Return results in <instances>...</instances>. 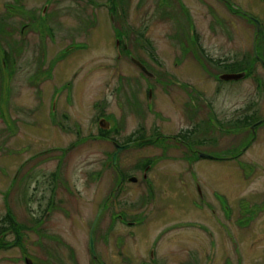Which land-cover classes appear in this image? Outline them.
<instances>
[{
  "label": "rangeland",
  "instance_id": "obj_1",
  "mask_svg": "<svg viewBox=\"0 0 264 264\" xmlns=\"http://www.w3.org/2000/svg\"><path fill=\"white\" fill-rule=\"evenodd\" d=\"M9 1L0 0V18L8 12L4 7ZM31 1L28 7L34 12L31 17L33 20L35 17V23L44 20L41 13L50 1ZM104 1L108 0H96L95 12L90 14L82 12L84 0H52L49 11L61 9L59 25L52 24L53 38L44 21L42 27L28 28L24 36L20 31H14V28L20 29L19 25L0 27V45H5L3 47L11 52L14 60L7 65L0 51V231L8 226L3 219L8 211L11 212L19 223V233L25 235L23 244L27 255L37 264H92L89 250L91 227L105 198L114 188L115 171L110 159L113 145L99 139L76 144L79 139L76 131L53 130V99H58L57 118L60 113H65L72 122V128L77 129V124L83 135H87L91 128L97 134L98 125L95 123L93 127V122L100 110L95 104L103 105L105 102L107 111L112 113V124L117 122L119 125L123 118L128 119L127 132L137 122H143L149 136L153 127L159 128L164 135H170L189 126L184 119L183 100H180L183 90L171 83L170 73L178 77L177 81L204 87L208 102L223 114L230 115L235 104L247 107L254 102L259 108L264 107V68L261 65L253 63L255 74L233 86L216 81L226 63L238 58L241 62L252 61L257 41L264 58V30L257 40L256 29L228 14L223 9L225 4L214 0H206L207 4L199 0H181L187 9V14H184L176 2L159 7L158 0H115V6L123 10L120 13L116 9L112 18L108 10L99 7V3ZM256 2L252 5L253 11L263 16L264 2ZM13 21L18 23V19L8 20L9 23ZM239 22L240 27L237 26ZM121 33L128 35L130 48L136 54L134 57L148 64L156 79L142 78L140 71L125 58L128 54L122 53L123 57H118L116 39ZM194 36L198 39L197 44ZM22 40L26 41L25 45ZM15 42L17 48L13 51L7 44ZM201 47L205 53H201ZM122 85L129 91L138 85L145 107L148 106V88L152 87V111L147 107L146 112L143 108L141 119L131 109L123 111L120 102L125 98L123 95L122 100L118 92ZM69 89H72L73 96L68 102ZM259 132L264 134L263 129ZM74 143L76 148L61 152V148ZM141 149L143 156H152L160 150L155 145ZM202 151L216 158L221 155L215 143ZM251 152L260 154L256 160L264 166V145L254 146ZM135 155V150H126L120 159L135 158ZM246 160L247 157L244 158ZM182 167V162L168 159L160 160L156 170L162 172L165 168H174L177 172ZM195 167L205 197L203 213L196 208L199 196L195 182L187 181L188 177L186 182H182L170 175L172 170H169L156 180L160 196L165 199L160 201V204L164 202L160 215L151 219L154 206L150 204L144 210L149 216L145 226L123 228L124 224L117 221L110 232L111 249L106 250L104 247H110L102 236L111 211L120 208L119 201L136 197L138 187L128 188L123 191L124 195L121 193L119 196L113 191L116 199L112 201L111 211L100 212L94 232L97 248H100L99 260H95V264L102 261L105 264H151L145 254L150 255L149 248L153 247L157 260L162 258L165 264H183L186 261L187 264H208L213 247L216 248L213 264H239L238 254L242 252L233 249L231 236L236 237L240 245L244 243L245 263L247 258L249 264L254 259L263 260L264 212L255 220L242 224L243 227L235 228L233 220H224L229 231L219 219L220 203L224 200L232 210L237 209L240 203L246 204L248 198L255 199L251 193L264 189V171L256 170L252 162L243 165L242 161L221 159H199ZM54 172L60 174L57 196L54 197L57 198L55 208L46 222L40 223L39 218L51 199ZM43 174H47L46 182L44 178L42 180ZM184 189H187L189 197L183 205L178 201V193ZM136 208L129 214L136 213ZM182 222L188 226L179 227ZM9 228L6 229L9 232L7 242L0 240L1 245H13L15 241V235ZM208 231L211 236L205 235L210 234ZM125 234H128L126 248L121 252L118 246L113 249L120 236ZM138 234H149V241L144 242ZM212 235L215 241H212ZM55 238L61 241L55 242ZM45 247L51 248L53 253L61 251L62 259L50 256ZM250 247H254V251L251 250L253 254ZM203 248H206V255ZM121 253L124 255H118ZM23 255L20 246L0 247V264H25ZM124 257L127 263L123 261ZM241 261L240 264H245L242 258Z\"/></svg>",
  "mask_w": 264,
  "mask_h": 264
},
{
  "label": "flooded vegetation",
  "instance_id": "obj_2",
  "mask_svg": "<svg viewBox=\"0 0 264 264\" xmlns=\"http://www.w3.org/2000/svg\"><path fill=\"white\" fill-rule=\"evenodd\" d=\"M50 2L46 3L44 6V10L42 11V18L44 20H39L37 23H35V17L34 20L31 17L34 12H31V9L28 7V4L32 2L31 0H10L7 5H5V9L8 11L5 14V19L4 17L0 18L4 21L0 22V27H6V26H11V27H17L19 25L20 29L14 28V31H20L22 35L24 36L25 31L31 27L36 29L41 26V24L45 23V26L47 27L46 30L49 32L50 36L53 38L52 34V24L55 23L59 25V14L61 13L60 8H56L53 11H49V5L52 2V0H49ZM57 1V0H56ZM74 1H81V0H74ZM85 6L82 7V12L84 13H90L93 14L95 12L94 10L96 9V0H84ZM202 4H207L206 0H199ZM215 2L223 3L225 6L223 9H226L228 14L232 15L233 17H236L237 21L239 19H242L246 22L248 25H252L256 31H257V40L260 38L261 31L264 30V14L261 16L260 14L256 13L253 11V4H257V0H214ZM261 1V0H258ZM178 3L179 7L182 9V12L184 14H187V9L183 2L181 0H158L157 5L159 7H163L173 4V3ZM264 2V0H262ZM115 0H108L107 2H101L99 3L100 8H104L109 11L111 14V17L114 15V11L117 9L120 13H122L123 8L121 7H116L115 6ZM109 5V6H108ZM212 10H215L211 4H208ZM70 10H75L74 8H70ZM125 10V8H124ZM5 13V12H3ZM1 15V13H0ZM35 15V14H34ZM1 17V16H0ZM190 18V16H189ZM11 19H18V23L14 21L9 23L8 20ZM37 19V18H36ZM44 21V23H42ZM259 22V32H258V23ZM238 24V23H237ZM191 26V22H190ZM240 27V22L237 25ZM42 27V26H41ZM89 33V30H88ZM195 37V36H194ZM8 41V40H7ZM23 44H26L25 40H22ZM194 43H198V39L195 37ZM16 42L14 44H7L11 50H15L13 48L16 47ZM5 46L4 44L1 46L0 45V51L4 53L5 57H8L9 62L14 61L13 57L11 55V52H8L5 50L3 47ZM203 47V46H202ZM201 47V53H205V49ZM258 41L255 42L254 44V59L252 61L248 60L246 63L244 60L241 62L238 59L234 60L232 63H226L224 65V70L223 73H220L216 77V81H218L219 84H231L232 86L235 84H238L244 80H247L251 78L252 75L255 74V66L256 65H261L263 68L262 61L264 62V58L262 57V54H260L259 49H258ZM17 48V47H16ZM262 48V47H261ZM46 49V48H45ZM116 49H117V54L118 57L121 58L123 57L122 53H126L128 55H125V58H128L130 63L134 65V63L131 60V57H134L135 52L133 49L130 48L129 45V37L127 34L121 33L120 36L116 39ZM20 53H22L21 50H19ZM47 53V49H46ZM46 55V54H45ZM205 56V54H202ZM150 71V68L148 64H146L142 59H139ZM203 59V58H202ZM185 61V59H184ZM207 62V60H205ZM208 61L210 62L211 59L209 58ZM216 62H220V60H216ZM222 63V61H221ZM255 63V66H253ZM9 65V63H7ZM136 67V66H135ZM138 71H140L141 77L142 78H151L145 73H143L138 67H136ZM9 70V69H8ZM151 72V71H150ZM152 73V72H151ZM232 73H244L245 77L241 80L238 81H223L220 80L219 77L222 74H232ZM46 74V73H45ZM154 75V74H153ZM155 76V75H154ZM170 77V81L172 84L178 85L179 88L183 90V97L180 100H183V108L186 111L185 114V121L189 122V126L186 128L184 127L182 130H180L177 133L174 134H168L164 135L160 133L159 128H154L152 129V134L149 136V134H146V129L143 124V122H137L133 128H131L127 132V118H123L122 123L117 125L112 124L110 121L111 117V112L107 111L106 108V102L105 104L101 105L95 104V107H99V114L97 115L94 122H93V127L95 126V123L98 125V131L97 134L95 132H92L91 130L88 132L87 135H83L80 127L76 124V128H72V122H69V119L65 113H60L59 118H57L59 109H58V99L54 100L51 104V112L54 115V120H53V130L62 132V131H67V132H73L76 131V134L79 136V139L77 140L76 144L81 142L85 143L87 141L99 139L100 141H105L107 143H111L114 147V152L111 154L110 159L112 161V166H114V171L115 175L113 176L114 179V185L111 189V193L109 194L108 198H105L102 208L100 209V212L103 210H108L107 213H109V210L112 205V201L116 198H114V192L116 191L118 196L122 193L124 195L123 191L126 189H131L134 187L137 188V195L136 197L132 198V200L125 199L124 201H119V209L112 210L110 215H109V222L107 225V229H105L102 240L105 242V244L110 247L111 243V234L115 224L117 221H120L124 224L123 228L125 226H128L126 228H139L143 227L146 225L145 221L148 219V214L144 211L146 206H149L152 204L154 206V213L151 216V219L153 216H158L161 213V210L164 208L162 207V204H160V201L164 198H162L158 191L157 188V182L158 179L160 178L161 175H165L167 171L172 170L170 175H174V177L179 178L182 182H186L185 179L187 178V181L190 180V183L193 184V181L195 182L196 186V191L199 196V203L197 204L196 208L200 209L201 212H204V208L206 207L205 204V197L203 195L202 189H201V184L199 182L198 178V170L196 169L195 165L196 162L199 159H203L199 156L200 153H204L202 151L203 148H206L207 146H212V143L216 144V148L218 149V153H220V156H217L216 158L214 155L211 154V156L214 157V159L218 160H226V161H242L243 165H247L249 163H254L256 170L259 171H264V166L262 165V162L257 161L258 158L260 157V154H254L252 153V148L258 144L264 145V134H260V130H264V107H260L255 104L254 102L250 103L247 105V107H239L238 104L232 105L230 115L223 114L221 110H218L215 108L211 103L208 102L207 98L205 97V89L204 87H198L195 86L194 83L188 82V83H182L180 81H177L176 78L174 77L173 74L168 75ZM151 79H156L151 78ZM141 83V82H140ZM70 93H68V102L72 99L73 96V91L72 89H69ZM127 88H124L122 85V88L118 91L121 95V99L123 100V95L125 98L124 102H120L121 106H123V111L129 112V110H133L135 114L141 119V113L143 114V108L148 107V111H152V102L154 99V90L152 87L148 88L147 94H148V106L145 107L143 106V95H141V90L138 89L137 87L130 88V91ZM152 91V98H150V92ZM56 95L58 93H55ZM55 95V96H56ZM59 95V94H58ZM54 96V97H55ZM94 96V95H93ZM152 99V100H151ZM151 100V101H150ZM185 102V103H184ZM125 108V109H124ZM140 109V111H138ZM63 111V110H62ZM147 112V109H146ZM139 119V121H140ZM65 122V123H64ZM102 122V123H101ZM262 122L260 125L256 126L258 123ZM70 123V124H66ZM101 124H104L101 125ZM98 135V136H97ZM120 137V139H117V137ZM85 137V138H84ZM227 139V140H226ZM76 144H72L67 148H61V152L65 153L67 150H73L76 148ZM152 146L155 145L156 148H160L157 152H154L155 154L152 156H143L142 149L143 146ZM126 147V149L121 150L118 152L117 147ZM141 149V150H140ZM55 150V149H54ZM126 150H135L136 155L135 158L133 156H130L129 158H121L122 153H124ZM118 152V153H117ZM131 152V151H130ZM251 152V154H250ZM117 155V156H116ZM210 155V154H209ZM116 156V160L114 159ZM247 157V160L244 161V158ZM178 160L179 162H182L183 167L180 168L179 170L176 171V169H169L165 168L162 172H158L157 166L160 162V160ZM257 159V160H256ZM108 164V163H107ZM107 167V165H106ZM109 167V166H108ZM55 173V172H54ZM59 172L52 174V181L54 186L52 187V194H51V199L48 203V206L45 208V212L42 215L41 218H39L40 223L46 222L48 219L49 215L52 213L53 209L55 208L56 204V199L54 198L57 196V189L59 185ZM42 176V175H41ZM46 176V177H45ZM43 178L45 179V182L47 181V174H43ZM63 181V180H62ZM188 183H184L186 185ZM187 189H184L182 192L178 193V201L184 202L188 199L189 195L185 191ZM251 196H254L255 199H247L246 204L240 203V205L237 207V209H234L229 207L228 204H225V200L220 203L221 205V219H218L222 221L223 226L224 225V220L226 222H230L233 220L235 228L240 227L242 224L246 222H250L252 220H255L257 217L260 216L264 212V189L263 190H257L253 191L251 193ZM116 197V196H115ZM142 197V201H140V198ZM144 197V198H143ZM223 198V197H222ZM165 201V199H164ZM130 206L131 208H129ZM128 207V208H127ZM137 207V208H136ZM133 208H136V213L134 212L133 214H129L131 211L133 212ZM139 208V210H138ZM156 208V209H155ZM262 208V209H260ZM189 210L190 208H186ZM184 211L186 213V210L184 208ZM97 215L95 221L92 224L91 231H90V238H89V250H90V255H91V236H93L94 240V249L97 254V258H91L93 261L90 263L95 264L98 258H99V250L97 248V239L96 236L94 235L98 219L101 215V213ZM129 214V215H128ZM10 219L12 221V226H10V230L15 235V241L13 245H1V248H9V247H19L23 252V258L24 262L26 263V260L29 259L32 261L33 264H37L34 259H32L29 255H27L26 248L23 244L24 242V237L25 235L20 232V226L19 223L15 221L13 218V215H10ZM188 222V221H187ZM183 224L180 225L179 227H187L188 225L184 222ZM244 226V225H243ZM241 226V227H243ZM229 227V226H228ZM228 227L225 226V229L227 231ZM209 232V231H208ZM9 232H4L0 234V240L6 241V237L9 236ZM210 233V232H209ZM212 233L210 234H205L206 236H211ZM233 234V233H232ZM131 235V234H130ZM149 234H138L139 238L141 240H144V242H148L147 238ZM213 240L214 239V235ZM128 234H125L123 236H120L119 241L117 242L116 245H114L113 249H115V246L119 247L120 252L126 248L127 245V239ZM154 238V237H153ZM55 242H60L61 240L58 238H55ZM212 239V238H211ZM231 240H234V247L233 249L236 251H240L242 253L238 254V260L240 263H242L241 258L244 260V263L246 261V257L244 259L245 253L243 252V246L239 244L238 240L236 237L231 236ZM7 242V241H6ZM149 242V244H151ZM23 245V246H22ZM106 250L111 249L104 247ZM112 249V250H113ZM150 249V255L145 254L146 256L149 257L151 264H165L162 261V258L160 260H157L156 258V249L149 248ZM44 250L49 251L50 256L56 257L57 260L62 259V253L57 252L53 253L51 252L52 249L45 247ZM204 254L206 255V248H203ZM254 251V247H250L249 251L251 252ZM44 251V252H45ZM264 252V250H261ZM108 251H106L107 253ZM214 253V254H213ZM215 253H216V248L213 247V251L211 253L210 261L208 264H213V261L215 259ZM258 252H255V254ZM45 254V253H44ZM73 254V253H71ZM251 254H253L251 252ZM250 254V255H251ZM118 255H124L123 253L118 254ZM49 256V257H50ZM99 260V259H98ZM126 257H124L125 263ZM142 263V262H140ZM188 261L184 262L183 264H187ZM239 263V264H240ZM264 264V259L260 261H256L255 259L252 261L251 264ZM100 264H105L103 261L100 262ZM143 264V263H142ZM147 264V263H146ZM248 263V258H247V263Z\"/></svg>",
  "mask_w": 264,
  "mask_h": 264
},
{
  "label": "water",
  "instance_id": "obj_3",
  "mask_svg": "<svg viewBox=\"0 0 264 264\" xmlns=\"http://www.w3.org/2000/svg\"><path fill=\"white\" fill-rule=\"evenodd\" d=\"M109 6V5H108ZM258 23V32L260 31L259 30V22L256 21ZM131 60L132 62L134 63V65L136 67H138L143 73H145L146 75H148L149 77L151 78H155V76L153 75V73H151L148 68L140 61L138 60L137 58L135 57H131ZM262 64L264 66V62L262 61ZM245 77V74L244 73H232V74H222L219 79L220 80H223V81H238V80H241ZM150 98H152V91L150 92ZM152 100V99H151ZM150 100V101H151ZM102 123V122H101ZM262 122L258 123L256 126L260 125ZM104 126V124H101ZM126 147H117L118 149V152L121 151V150H124L126 149ZM117 152V153H118ZM117 156V155H116ZM116 156H115V160H116ZM199 156L203 159H214L213 156L209 155V154H205V153H200ZM90 246H91V256L95 259L97 258V254L95 252V249H94V240H93V236H91V243H90ZM26 263L27 264H33L31 260L27 259L26 260Z\"/></svg>",
  "mask_w": 264,
  "mask_h": 264
},
{
  "label": "trees",
  "instance_id": "obj_4",
  "mask_svg": "<svg viewBox=\"0 0 264 264\" xmlns=\"http://www.w3.org/2000/svg\"><path fill=\"white\" fill-rule=\"evenodd\" d=\"M1 28H2V26H1ZM1 33H3V30H1ZM0 49H1V48H0ZM3 54H4V53H3ZM4 59H5V61H6V64L9 63V60H8V57H7V56L5 57V55H4ZM10 215H11V212L8 211L7 214H6V216H5V218L3 219V223L6 221L7 224H8V226H7L6 228L2 229V230L0 231V234H2V233H4V232L8 231V230H6V229L9 228L10 226H12V221H11V219H10Z\"/></svg>",
  "mask_w": 264,
  "mask_h": 264
}]
</instances>
